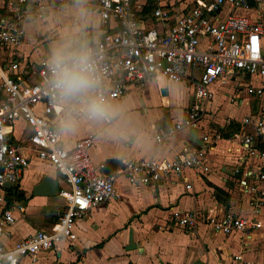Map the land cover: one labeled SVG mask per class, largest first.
<instances>
[{"label": "built area", "instance_id": "1", "mask_svg": "<svg viewBox=\"0 0 264 264\" xmlns=\"http://www.w3.org/2000/svg\"><path fill=\"white\" fill-rule=\"evenodd\" d=\"M85 0L82 13L95 19L98 32L87 42L95 52L102 87L110 101L124 97L132 87L148 78L164 79L191 87V102L184 116L173 128L192 127L205 114L202 106L210 102L211 84L239 75L253 77L247 95L264 97V35L261 0ZM256 3V4H255ZM78 9L76 0H0V239L10 234L16 219L24 211L22 203L8 202V188L17 187L31 157L46 164L60 177L57 195L64 209L52 229H36L10 246L0 242V264H46L35 257L41 251L56 250L58 243L71 237L77 218L116 193V176L137 188L154 184L185 170L207 171L206 155L220 136L203 134L200 143L188 146L167 158L132 157L123 159L114 171L106 172L105 163L93 162L90 150L93 134L67 145L60 128L61 106L49 86V58L29 60L19 56L16 48L25 37V26L45 24L53 12L67 13ZM254 15L248 14L250 9ZM225 10V11H224ZM89 32L75 34L85 41ZM239 78V77H238ZM233 80V79H232ZM21 123V133L14 128ZM250 127L245 132L244 129ZM232 139L225 146L234 147L238 163L248 158L264 161V110L244 116ZM171 130L158 128L153 136L160 143ZM235 143V144H234ZM259 160V161H258ZM248 164L239 181L248 196H264L258 182H264V170ZM10 184L6 187L5 184ZM189 190L190 184L185 183ZM258 194V195H257ZM262 198L249 201L251 212H258ZM182 227H196L192 211L171 213ZM214 232L247 233L257 227L252 216L224 213L209 220ZM239 254L232 260L240 261ZM208 264V263H204Z\"/></svg>", "mask_w": 264, "mask_h": 264}, {"label": "crops", "instance_id": "2", "mask_svg": "<svg viewBox=\"0 0 264 264\" xmlns=\"http://www.w3.org/2000/svg\"><path fill=\"white\" fill-rule=\"evenodd\" d=\"M254 2L252 0L251 4L254 5ZM262 3L263 0L259 4L255 3L256 7L262 9ZM69 10L76 11L78 16H71L73 28L68 33H73L78 23H81V27L87 24L85 28L89 32L85 35V41L92 42L98 32L95 19L82 16L83 13L76 8ZM246 13L254 15V10L251 8ZM30 29L32 31L31 26ZM34 29L36 31L35 26ZM260 39L264 43V35ZM24 40L16 48L19 56L29 60H37L40 56L50 58V54H40L30 46L26 53H22ZM57 43L58 40H55L50 44L51 52ZM43 47L47 50V45ZM234 80L237 79L231 78L226 82L219 80L211 84L212 98L202 106L205 114L192 127H172L174 122L183 118L184 109L191 102V87L148 78L139 86L132 87L128 94L133 89L149 96L152 87L157 95L158 89L165 88L166 93L159 98V103L152 105L153 102L139 95V102H136L138 107L128 110L130 115L120 114L114 121L102 124L82 121L74 133L63 131L67 145L77 138L93 134L91 159L95 163L103 161L106 172L116 170L126 158H167L185 147L199 144L203 134L217 132L221 139L206 155L207 171L201 168L185 170L178 177L170 176L137 188L129 186L122 175H117L115 195L77 218L71 237L62 239L56 250L41 251L35 257L46 264H264V252L260 251L263 247L259 246H263L264 242L259 240L262 235L264 239V196H247L239 183L244 167L258 162L248 158L238 163L234 147L228 150L225 146L227 139H232L240 132L238 127L242 118L251 114L245 98L237 99L235 96V104L228 108L229 117L235 119L230 124L236 127V131L222 136L220 132L225 127L224 122L219 124L218 129L210 122L215 106L212 103L213 90L220 94L227 88V83L236 82ZM243 84L247 83L240 82V85ZM168 86L174 88V98H166ZM222 86L225 88L221 90ZM128 94L118 99L123 101ZM241 104L246 106V112L240 116L232 110L234 105ZM139 106L144 107L143 111L138 109ZM262 108L257 106L255 112ZM158 128L171 130L160 143L153 138ZM96 134L98 140L94 141ZM260 162L258 165L264 170V161ZM45 175L55 179L58 186L60 180L53 168L31 157L17 183L25 199L24 202L19 201L24 211L14 213L16 221L10 234L0 239L3 245L10 246L36 229L49 230L54 227L64 203H59L57 194H32V187ZM185 183L190 184L189 190L184 189ZM256 184L258 188L264 189V182ZM260 197L262 203L258 212H251L249 201ZM175 210L194 212L196 227L188 229L179 226L171 216ZM224 213L252 216L258 225L247 233L237 231L223 235L214 232L209 220L217 219ZM237 254L241 256L240 261L232 260V256ZM28 262V256L22 259L23 264Z\"/></svg>", "mask_w": 264, "mask_h": 264}, {"label": "clouds", "instance_id": "3", "mask_svg": "<svg viewBox=\"0 0 264 264\" xmlns=\"http://www.w3.org/2000/svg\"><path fill=\"white\" fill-rule=\"evenodd\" d=\"M85 0H76L78 10ZM49 86L61 106L60 128L74 133L82 121L102 124L114 121L118 106L111 103L102 87L95 52L75 33H66L54 45L49 58Z\"/></svg>", "mask_w": 264, "mask_h": 264}, {"label": "rangeland", "instance_id": "4", "mask_svg": "<svg viewBox=\"0 0 264 264\" xmlns=\"http://www.w3.org/2000/svg\"><path fill=\"white\" fill-rule=\"evenodd\" d=\"M262 18H261V22L264 25V0L262 3ZM77 15L78 13L76 11H71L68 10L67 13H61V12H53L52 15H49L46 20H45V24L43 25H39L36 27V31L35 29L33 30L34 26L32 27V31L30 29V26H25V37H24V43H25V47H22V53H26L28 48L27 47H31L33 48L34 51H37L38 53H47L51 55V45L53 41L58 40V42L61 40V37L63 36V34H66L68 32H70V30L73 28V22L71 20V16ZM92 22L90 21V24ZM78 28L77 29H84L86 25L81 27V23L77 24ZM73 31V33L76 32V30ZM43 39L45 41H43ZM41 43H38L40 42ZM52 41V42H51ZM37 43V44H36ZM36 44V45H34ZM43 45H47V50L44 49ZM239 77V78H238ZM238 77H234V80L236 82L233 83H227V88L223 91L222 89L225 88L222 86L221 88V92L220 94L217 93L215 90H213L214 94H213V104H215L214 109L212 110L214 113L212 115L211 118V124L215 127V129H218V126L220 123L224 122V128L221 130V135L225 136L226 134H231L234 131H236V127L234 125H231L230 122H234L235 119H233V117H229V113L228 112V108L230 106H232L233 104H235V100L234 97L236 96L237 99H242L245 98L249 108H250V113L251 114H256L255 109L256 107L260 106L263 107L262 110H264V97H254V96H248L246 95L245 92V87L244 84L243 86L240 85V82H245L248 83L250 82L251 84H256L257 81L251 77H247V76H242L239 75ZM212 88V87H211ZM216 89V88H215ZM166 93V89H162L159 91V89L157 90V95H155V90L150 87V91H149V96L143 94H139L138 90H131V92L125 97V99L122 101V99H117L116 101H114L112 104L118 106L119 110H120V114H129L130 112H128V110L133 109L134 107H138L136 105V102H139V100L137 99L139 97V95H141L142 98H145L147 101L149 102H153V104L159 103V98L164 95ZM224 93V94H223ZM175 96V90L174 88L168 86L167 87V99H171L174 98ZM150 97V98H149ZM122 101V102H121ZM134 105V106H133ZM141 109V111H143V106H139ZM233 110L232 112L237 113L238 115H242L246 112V106L241 104L240 106L238 105H234L233 106ZM156 108H153V110H155ZM149 110H151V108H149ZM211 113V112H210ZM148 114V113H147ZM144 117V116H143ZM145 119V118H144ZM21 128H22V124L19 122L18 124L15 125L14 128V133L16 136L20 135L21 133ZM250 129V127H246L244 129L245 132H247ZM26 132L21 133V136L24 137ZM66 135V134H65ZM100 138V136H99ZM98 140V135L96 134L95 136V140ZM41 163V162H40ZM43 164V163H42ZM58 180H60V177L58 176ZM56 196V195H54ZM59 203H63L61 198H58ZM261 242L264 241L263 239V235L262 237L259 239ZM259 246L263 247V249H260L261 252H264V242H263V246L261 244H259Z\"/></svg>", "mask_w": 264, "mask_h": 264}, {"label": "water", "instance_id": "5", "mask_svg": "<svg viewBox=\"0 0 264 264\" xmlns=\"http://www.w3.org/2000/svg\"><path fill=\"white\" fill-rule=\"evenodd\" d=\"M5 186L9 187L10 184L7 183ZM57 192L58 188L56 180L46 175L32 187L33 195L54 196Z\"/></svg>", "mask_w": 264, "mask_h": 264}, {"label": "trees", "instance_id": "6", "mask_svg": "<svg viewBox=\"0 0 264 264\" xmlns=\"http://www.w3.org/2000/svg\"><path fill=\"white\" fill-rule=\"evenodd\" d=\"M106 170V169H105ZM107 171V170H106ZM7 192L10 197H8V202H10L11 200H16V201H25L24 196L21 192V190H17V188L15 186L8 188Z\"/></svg>", "mask_w": 264, "mask_h": 264}]
</instances>
